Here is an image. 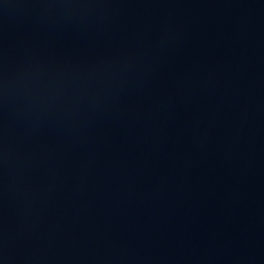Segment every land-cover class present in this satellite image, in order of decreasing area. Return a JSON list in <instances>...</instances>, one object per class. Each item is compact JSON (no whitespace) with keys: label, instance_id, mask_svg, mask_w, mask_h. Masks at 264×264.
<instances>
[{"label":"water","instance_id":"1","mask_svg":"<svg viewBox=\"0 0 264 264\" xmlns=\"http://www.w3.org/2000/svg\"><path fill=\"white\" fill-rule=\"evenodd\" d=\"M0 264H264V0H0Z\"/></svg>","mask_w":264,"mask_h":264}]
</instances>
